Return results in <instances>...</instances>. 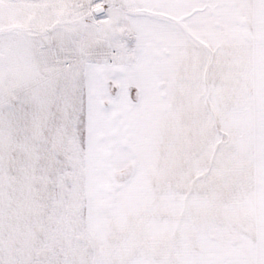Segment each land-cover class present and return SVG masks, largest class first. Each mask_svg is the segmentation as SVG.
I'll list each match as a JSON object with an SVG mask.
<instances>
[{
	"label": "snow or ice",
	"instance_id": "1",
	"mask_svg": "<svg viewBox=\"0 0 264 264\" xmlns=\"http://www.w3.org/2000/svg\"><path fill=\"white\" fill-rule=\"evenodd\" d=\"M0 264H264V0H0Z\"/></svg>",
	"mask_w": 264,
	"mask_h": 264
}]
</instances>
